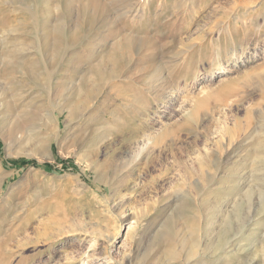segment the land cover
<instances>
[{
    "label": "rangeland",
    "instance_id": "374dc122",
    "mask_svg": "<svg viewBox=\"0 0 264 264\" xmlns=\"http://www.w3.org/2000/svg\"><path fill=\"white\" fill-rule=\"evenodd\" d=\"M70 1L0 0V132L21 135L10 146L0 135V264H264V169L250 153L264 138L253 131L264 123V0H100L110 21L75 15L60 66L34 84L22 59L36 58L44 22ZM135 2L139 16L120 17ZM118 29L143 46L67 117L81 75ZM11 58L22 68L4 78ZM161 75L154 97L148 83ZM161 127L179 158L159 147L139 152ZM204 146L212 179L200 191L189 171L192 162L197 178ZM27 159L51 170L13 166ZM186 197L195 231L181 229L173 247L160 248L156 236Z\"/></svg>",
    "mask_w": 264,
    "mask_h": 264
},
{
    "label": "bare ground",
    "instance_id": "6f19581e",
    "mask_svg": "<svg viewBox=\"0 0 264 264\" xmlns=\"http://www.w3.org/2000/svg\"><path fill=\"white\" fill-rule=\"evenodd\" d=\"M1 1H3V3L4 2L6 3V2H9L10 0H1ZM144 2H145L146 5L149 3L148 6L151 3L150 0H145ZM104 10H106L105 6L103 5L102 1H100V0H77V2H74V3L72 1H70L69 5L64 6V10L62 11V14H58V15H55L54 17H52V18L47 19L44 22V24H43L44 26L42 27V31H41V35H40V39L42 41H41L40 45L36 47L35 52H34V55L36 56V58L32 59L30 62L26 58L22 59L26 63L25 65H29V66L25 67V72H24V73L27 74L28 79H30L31 82L35 84V83H37V80H41L42 81L43 77L47 74L46 79L48 80L49 79L48 78V73L52 71V69L54 68L55 65L57 66L59 63H61V61L63 60V58L65 57V55L67 54V51H68L67 50L68 46H66L67 39H71L72 41L74 40L73 37L75 36V33L72 31V29H73V24H74V22L76 20V19L74 20V16L75 15H77L80 11H85V12L89 11V13L91 14V18L93 20L95 18L96 19L100 18L101 20L104 19V20H102V22L103 21L104 22L110 21L111 18L106 17L109 13L106 14V12ZM140 10H141V7L139 6V3H137V2L129 3V4L126 3V8H125V10H123L124 12H121V14H123V15H121V14H119V15H120V17L121 16L124 17V16H127V15H132L131 18L136 19V17L139 16V11ZM147 12L148 11L146 9L145 15L147 14ZM116 15L118 16V14H116ZM93 17H95V18H93ZM64 18H66V22L64 21ZM116 18H118V17H116ZM145 18H146V16H145ZM122 31H123V29H118L117 30V32H116V34L114 36L115 39L113 38L114 41L112 42V44L109 43L110 45L107 48L105 46L106 49L102 52V54L99 53V55H94L95 56V57H93L94 63L91 66H89L87 68V70L81 75V78H80L81 79V83H80V85H78V87H76V90H75L76 93H78V92L79 93H78L77 98L75 97L76 99L73 101V103H75V104L71 105V107L69 109H67V111H68V116L67 117L73 115V112H74L75 108L77 106H79L78 102L82 101V100H80L81 97L86 100L87 98H89L93 94L94 91L97 90L99 85L104 83L105 79H108L109 77L116 76L119 73L121 74L123 71L128 69V66H130L128 64H129L130 60L132 59V55L134 54V53L131 54V52H133V51L136 52L140 47L143 46V42L145 40L144 38L143 39L139 38L138 35L135 34V33H134V35H132L131 33H127V31L125 32V30L123 32ZM69 33H70V36H69ZM138 34H139V32H138ZM142 37H143V35H142ZM68 41H70V40H68ZM137 54H139V53H137ZM14 56H16V55H14ZM17 57H19V56L17 55ZM14 58H11L10 60H8L7 63L4 65L5 68L2 69V73H3V77L4 78L7 77V76L8 77L13 76V73H15L16 71L18 73V69L22 68L21 67L22 65L20 63H16V62L12 63L15 60ZM17 60L18 59H16V61ZM34 63H36V64H34ZM58 66H60V65H58ZM155 81H156L155 83H148V84H150L152 86V87H150V88H152V91H153L154 88L156 90L159 87H162V90H163V85H164V82H165L164 76H162V75L159 76ZM237 81L238 80H235L236 83H237ZM1 85H3V84H1ZM230 87H232V86H230ZM226 88L227 87H222V88H220L218 90L219 94L221 92V95L222 94L226 95L225 98L226 97H230V96H228L229 92H227V91L231 90L230 88H228V90H226ZM7 90H8V88H7ZM157 90L159 91V89H157ZM202 90H203V92H206L208 89L203 88ZM6 92H8V91H6ZM148 92L151 95H153V93H154V91L151 92L150 90H148ZM224 92H227V94L226 93L224 94ZM156 94H158V93H156ZM3 95L6 96L5 94H3ZM0 96H1V93H0ZM153 96L156 97L155 95H153ZM66 101H64V102L66 103ZM0 107H1V103H0ZM59 111L61 113L62 109H60ZM26 115L28 117H36V116H38V115H35V113H29V114H26ZM262 119L260 121H264ZM249 123H250L249 120L246 121L245 124L240 126L238 128V131H236V132L240 133V132L245 131L246 128L248 127ZM263 126H264V123H262L261 125L260 124L256 125V127L253 129V131L261 132L263 135L261 133H259V134H261V136L264 137V132H263L264 131V127ZM169 132H171V131L167 130L166 127H161V129H159L158 132L156 131V133H149V134L145 135L146 136V138H145L146 142L142 143L143 145L139 148V152H143L142 150L146 149V148L159 147V149L161 148V152L165 151L166 153L168 152L169 155H171L173 158H179L178 154H180L181 152H179V153H178V151L176 153L172 152V150H171V148H172L171 145L172 144L171 143L167 144V142L165 140V139H167V136L169 137ZM233 133L235 134V131ZM0 135L6 142H8V146L12 145L13 142H15L16 139L19 138V136H21V135L17 134L16 137H15V135L13 133H11V132H7V133H3V134H2V132H0ZM37 139H38V137H37ZM250 139H251V137L248 140H250ZM244 141H246V140H244ZM39 142L43 143L41 145H42L43 148H45L44 144L45 143H49V139L44 134V135H41V137L39 138ZM253 144L255 146L250 151V153L254 157V159H255L254 161H256L257 164L258 163H262L258 167V169L259 170H263L264 169V138H263L262 142H255ZM241 145H243V144H240V146ZM47 148H48V146H47ZM163 148H166V149H163ZM235 148H237V146ZM232 152L235 153L234 150H232ZM138 154H140V153H138ZM136 155H137V153H136ZM233 155H235V154H233ZM200 156L201 157H199L200 163H199V168H198V176H197V178H194L192 180V177H193V175L195 173V170L193 169V163L191 162L190 171H189V178H190V184L193 187L198 188V190L200 189V191L201 190L205 191V189H207V185H208L209 181L212 179V177L210 175L211 174L210 168L207 166V159L210 158V156H211V154L209 152V148L205 147V146L203 148H200ZM236 159H238V158H236ZM162 160H163V158H162ZM174 161L177 162V165H180V164L184 163L183 160L180 161L178 159H174ZM187 165H188V163H187ZM215 165H216V163H215ZM240 165L241 164L234 165L235 167H234V171L233 172H234V174H235V172H237V174H236L237 176L241 175L242 167ZM215 169H217V168H215ZM251 173L249 175H252ZM262 174H264V173L262 172ZM262 174H261V176H262ZM232 177H234V176H232ZM238 177H240V176H238ZM249 178L250 177H248V179ZM258 180H260V179H258ZM241 182H245V181L244 180L242 181V179H241ZM234 183H236V182H234ZM230 185H232V184H230ZM248 185H249V183H248ZM181 206H182L183 210L181 211L179 209L180 211L174 212L173 218H171V217L169 218L170 226L168 225L169 227L167 226V229L165 231L164 230H163V232L161 231V233H159L158 236H156L160 248L162 247V245L163 246H168L169 248L173 247L174 243L175 242L177 243V240L174 238L175 237L174 235L176 233L178 234V232L181 229H185L186 231H189L190 234H192L195 231L196 224H197V222L199 220V217L195 213L196 209L191 204V201L189 203V201L187 200V197L183 199V201L181 202ZM204 226L206 227L205 229H207V224H205ZM183 235H184V233H183ZM187 235H189V234H187ZM178 236H181V235L178 234ZM181 238L178 237V239H181ZM183 238H184V236H183ZM196 243H197V241L195 240L189 246H187V249H186L187 251L185 253H186V256L188 258H191V256L194 255V251L196 250V248H199V247H197ZM214 247H215L214 248V251H215L219 247L218 242L214 245ZM170 252L173 253L174 251L171 250ZM192 259H194V258H192ZM192 259H190V261ZM186 260H187V258H186Z\"/></svg>",
    "mask_w": 264,
    "mask_h": 264
},
{
    "label": "trees",
    "instance_id": "16d2710c",
    "mask_svg": "<svg viewBox=\"0 0 264 264\" xmlns=\"http://www.w3.org/2000/svg\"><path fill=\"white\" fill-rule=\"evenodd\" d=\"M26 165H32V166H35V167H42L44 169H49L51 170V165L47 162H44V163H37L36 161L34 160H30V159H27V160H22V161H19L18 163H14L13 166L15 167H23V166H26Z\"/></svg>",
    "mask_w": 264,
    "mask_h": 264
}]
</instances>
